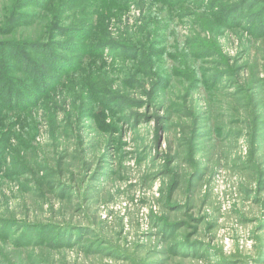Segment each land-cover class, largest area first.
Instances as JSON below:
<instances>
[{
	"label": "rangeland",
	"instance_id": "rangeland-1",
	"mask_svg": "<svg viewBox=\"0 0 264 264\" xmlns=\"http://www.w3.org/2000/svg\"><path fill=\"white\" fill-rule=\"evenodd\" d=\"M0 264H264V0H0Z\"/></svg>",
	"mask_w": 264,
	"mask_h": 264
}]
</instances>
